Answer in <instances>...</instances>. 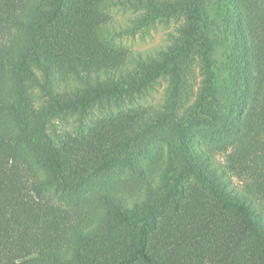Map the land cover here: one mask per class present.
Returning a JSON list of instances; mask_svg holds the SVG:
<instances>
[{
  "label": "trees",
  "instance_id": "1",
  "mask_svg": "<svg viewBox=\"0 0 264 264\" xmlns=\"http://www.w3.org/2000/svg\"><path fill=\"white\" fill-rule=\"evenodd\" d=\"M0 264H264V0H0Z\"/></svg>",
  "mask_w": 264,
  "mask_h": 264
},
{
  "label": "rangeland",
  "instance_id": "2",
  "mask_svg": "<svg viewBox=\"0 0 264 264\" xmlns=\"http://www.w3.org/2000/svg\"><path fill=\"white\" fill-rule=\"evenodd\" d=\"M118 24L126 26L130 23V18L136 15V12L130 8H124L123 6H113L111 8ZM180 24L179 21H171L168 23L158 22L150 28H147L137 33H119L114 35V40L126 47H130L133 50L156 53L162 48H165L169 43L170 32H174L176 27ZM168 86V80L162 79L155 84L149 95L137 99V104H161L166 98V91ZM71 126L70 123L66 124Z\"/></svg>",
  "mask_w": 264,
  "mask_h": 264
}]
</instances>
